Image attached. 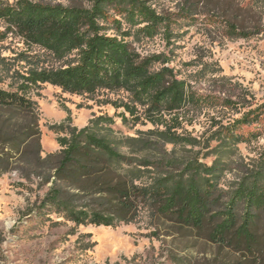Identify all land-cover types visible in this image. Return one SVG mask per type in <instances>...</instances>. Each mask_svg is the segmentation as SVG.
<instances>
[{
  "label": "trees",
  "instance_id": "1",
  "mask_svg": "<svg viewBox=\"0 0 264 264\" xmlns=\"http://www.w3.org/2000/svg\"><path fill=\"white\" fill-rule=\"evenodd\" d=\"M84 1L87 5L0 0V22L5 25L1 35L15 34L61 61L57 67L9 74V61L0 58V172L16 171L26 180L35 177L40 185H49L39 209H54L75 224L115 226L133 219L149 201L159 216L179 229L203 232L208 241L264 264V161L243 174L223 198L215 180L221 162L207 165L179 158L173 149L157 148L158 142L195 144L196 138L176 131L179 118L188 106L210 99L191 91L161 54L141 56L125 39L132 34L153 37L168 25L167 18L146 0ZM156 63L161 67L154 69ZM42 83L73 94L124 90L130 100L113 102L123 109L118 115L125 121L128 113L138 121L135 105L143 106V117L163 126L154 130L158 142L128 137L122 145L130 151L123 152L109 137V126H103L113 118L100 115L82 128L57 126L55 132L64 133L57 136L61 148L42 156L38 111L31 96ZM261 114L264 110L247 111L216 131L217 137L250 139L254 133L244 136L237 130L258 121ZM137 152L144 154H133ZM143 177L151 180L137 182Z\"/></svg>",
  "mask_w": 264,
  "mask_h": 264
},
{
  "label": "rangeland",
  "instance_id": "2",
  "mask_svg": "<svg viewBox=\"0 0 264 264\" xmlns=\"http://www.w3.org/2000/svg\"><path fill=\"white\" fill-rule=\"evenodd\" d=\"M33 1L87 5L84 0ZM146 1L167 18L168 25L153 37L132 34L125 39L141 56L161 54L191 91L210 97L201 106H188L179 118L176 131L196 138V143L161 145L154 130L163 126L145 119L144 107L138 104L139 120L125 113L124 121L118 115L123 109L113 105L130 100L124 90L73 94L42 83L31 92L39 117L41 155L60 150L57 136L64 133H56L57 126L82 128L107 115L113 121L103 126H109V137L123 152L130 149L122 141L135 137L158 142L160 151L173 149L171 153L182 159L195 158L207 165L221 162L215 180L217 192L226 198L243 174L264 161V114L237 130L244 136L255 134L246 141H223L216 132L251 109L264 110V0ZM4 30L0 22V58L9 61V74L61 64L40 46L12 33L1 35ZM225 100L230 101L228 106L222 104ZM150 180L143 177L137 182ZM48 186L16 171L0 172V264H256L249 255L208 241L203 232L179 229L159 216L149 201L133 219L115 226L75 224L54 209H39Z\"/></svg>",
  "mask_w": 264,
  "mask_h": 264
}]
</instances>
